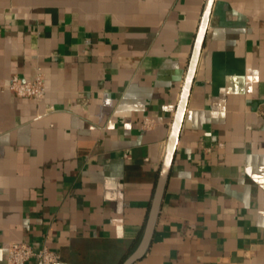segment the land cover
<instances>
[{
    "label": "crops",
    "instance_id": "crops-1",
    "mask_svg": "<svg viewBox=\"0 0 264 264\" xmlns=\"http://www.w3.org/2000/svg\"><path fill=\"white\" fill-rule=\"evenodd\" d=\"M204 3L0 0V264L12 242L60 264L135 251ZM38 72L41 100L9 90ZM136 263L264 264V0L214 1Z\"/></svg>",
    "mask_w": 264,
    "mask_h": 264
},
{
    "label": "water",
    "instance_id": "water-1",
    "mask_svg": "<svg viewBox=\"0 0 264 264\" xmlns=\"http://www.w3.org/2000/svg\"><path fill=\"white\" fill-rule=\"evenodd\" d=\"M215 0H205L199 25L195 34L188 67L184 82L182 85L180 97L177 103L175 115L171 124V129L161 163L159 177L157 180L156 190L153 197L152 205L148 215L145 231L138 247L133 251L122 264H137L136 262L141 259L146 253L154 234L156 220L160 211L162 198L165 192V187L170 174L171 166L173 163L177 143L179 140L182 123L187 107L190 91L192 88L195 71L197 68L198 60L205 41L207 26L209 24L210 15L212 12Z\"/></svg>",
    "mask_w": 264,
    "mask_h": 264
},
{
    "label": "built area",
    "instance_id": "built-area-1",
    "mask_svg": "<svg viewBox=\"0 0 264 264\" xmlns=\"http://www.w3.org/2000/svg\"><path fill=\"white\" fill-rule=\"evenodd\" d=\"M8 88L17 96L41 100L46 92L45 78L38 72L33 79L23 80L14 75L8 83ZM151 120L145 119L144 125L150 127ZM34 259L36 264H60L59 252L42 245L35 248L27 242H12L7 247L8 264H28Z\"/></svg>",
    "mask_w": 264,
    "mask_h": 264
}]
</instances>
